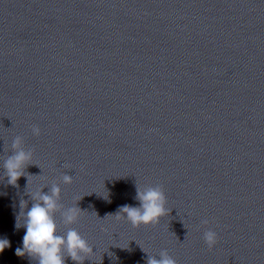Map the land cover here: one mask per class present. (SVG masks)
<instances>
[{"label":"clouds","instance_id":"obj_1","mask_svg":"<svg viewBox=\"0 0 264 264\" xmlns=\"http://www.w3.org/2000/svg\"><path fill=\"white\" fill-rule=\"evenodd\" d=\"M40 128L33 126L32 133L35 136L40 135ZM11 155H7L3 163L4 176L7 177V183L12 186H18L17 182L22 176L32 175L26 172L29 165L33 164L34 149H25L24 138L16 136L11 144ZM70 168L71 165L66 164ZM27 173V175H26ZM73 177L69 174H62L59 182H52L50 187L41 186L27 194L32 201L28 208V201H20V213L23 215L24 223L21 225L18 221L16 227L26 228L23 236V247L16 249L18 257L27 255L35 260L37 264H65L66 258H70L75 264H84L95 253L94 248L89 242L71 225L78 222L81 208L78 203L75 206L67 207L61 203V187L59 183L71 184ZM27 183V186H28ZM47 187V193L43 189ZM82 198L78 199V202ZM135 199L139 201V206L123 205L114 216L117 220H126L133 228H139L141 225H156L160 219L169 215L171 210L166 207L167 197L161 185L148 186L141 190L137 187ZM27 209V211H25ZM60 215L62 223L67 226L64 234H59L56 222V214ZM207 225L209 221L204 219L201 222ZM203 239L209 250H212L218 242L217 233L208 229L203 234ZM10 247L7 239H0V252ZM146 253V252H145ZM146 264H177L173 258L164 249L159 252V258L147 255Z\"/></svg>","mask_w":264,"mask_h":264}]
</instances>
